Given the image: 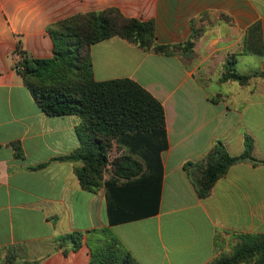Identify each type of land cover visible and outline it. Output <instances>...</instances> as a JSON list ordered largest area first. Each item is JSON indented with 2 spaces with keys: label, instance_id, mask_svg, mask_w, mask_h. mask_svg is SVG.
<instances>
[{
  "label": "crops",
  "instance_id": "0c3cea01",
  "mask_svg": "<svg viewBox=\"0 0 264 264\" xmlns=\"http://www.w3.org/2000/svg\"><path fill=\"white\" fill-rule=\"evenodd\" d=\"M110 8L152 21L162 45L188 41L192 22L204 30L188 59L147 52L119 37L91 47L97 81L131 79L161 102L169 142L154 212L110 230L139 264H209L231 252L236 235L264 234V164L233 165L205 199L185 171L217 142L240 156L247 136L254 158L264 161V78L246 86L221 82L223 66L242 51L248 28L260 26L264 46V0H0V264H89L86 244L65 254L55 250L56 240L73 232L86 240L88 231L109 228L105 187L84 190L76 175L82 164L60 160L79 148L80 118L47 116L15 64L19 50L30 58L52 57L49 25ZM220 14L232 23L219 20ZM240 63L242 74L264 72V54L239 55L237 70ZM212 78L219 87L214 94ZM113 153L117 158L123 150ZM191 170L197 178L198 170ZM111 180L124 183L109 169L105 181ZM12 256L16 261L9 262Z\"/></svg>",
  "mask_w": 264,
  "mask_h": 264
},
{
  "label": "trees",
  "instance_id": "16d2710c",
  "mask_svg": "<svg viewBox=\"0 0 264 264\" xmlns=\"http://www.w3.org/2000/svg\"><path fill=\"white\" fill-rule=\"evenodd\" d=\"M219 20L231 24L230 17L220 14ZM192 32L185 43H157L152 21L124 17L117 9L76 14L51 24L47 32L53 42L50 58H30L19 50L15 70L31 92L37 106L50 117L77 116L79 148L63 161H78L76 170L81 187L96 193L103 187L109 228L94 229L85 234L73 232L56 240L55 250L77 251L84 244L90 251L89 264H139L112 233L110 226L135 221L151 215L157 205L163 165L161 154L169 147L166 115L161 102L131 79L97 81L94 77L91 47L112 37H119L139 48L158 55L172 56L191 53L203 29L191 24ZM264 54L261 29L258 24L245 33L243 49L227 58L221 82L241 86L254 78H264V72L242 74L236 68L237 56ZM16 156L23 152L18 144ZM254 142L245 137L240 156L229 154L222 142L197 163H187L185 171L193 180L201 199L209 196L215 183L239 162L264 164L253 156ZM122 149L120 157L111 160L114 148ZM192 168L199 175L193 178ZM123 180L105 181L108 170ZM231 252L220 254L209 264H264V234L236 235ZM9 262L16 257H9ZM24 264H30L24 262ZM38 264V263H35Z\"/></svg>",
  "mask_w": 264,
  "mask_h": 264
},
{
  "label": "rangeland",
  "instance_id": "374dc122",
  "mask_svg": "<svg viewBox=\"0 0 264 264\" xmlns=\"http://www.w3.org/2000/svg\"><path fill=\"white\" fill-rule=\"evenodd\" d=\"M244 60H248V57H246ZM243 69H245L243 66H242V63H240V66L238 67V71H243ZM208 84H209V91H210V93L211 94H214V93H216L217 91H218V85L216 84V83H214V78H212L211 79V81L210 82H208ZM223 86H228L227 84H222ZM224 88H226V87H224ZM115 153H113L111 156H112V160H113V158L115 157ZM112 231V230H111ZM112 233H113V231H112ZM114 234V233H113ZM115 235V234H114ZM226 252H228V251H226Z\"/></svg>",
  "mask_w": 264,
  "mask_h": 264
},
{
  "label": "water",
  "instance_id": "95a60500",
  "mask_svg": "<svg viewBox=\"0 0 264 264\" xmlns=\"http://www.w3.org/2000/svg\"><path fill=\"white\" fill-rule=\"evenodd\" d=\"M193 57V53H188L184 55V58H192Z\"/></svg>",
  "mask_w": 264,
  "mask_h": 264
}]
</instances>
